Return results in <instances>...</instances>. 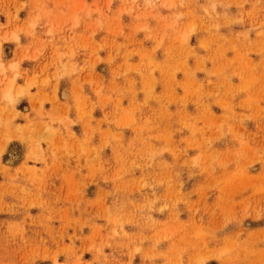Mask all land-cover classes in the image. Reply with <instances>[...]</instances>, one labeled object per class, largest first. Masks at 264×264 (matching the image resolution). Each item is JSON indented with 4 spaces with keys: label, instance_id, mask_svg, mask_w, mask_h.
Returning <instances> with one entry per match:
<instances>
[{
    "label": "rangeland",
    "instance_id": "1",
    "mask_svg": "<svg viewBox=\"0 0 264 264\" xmlns=\"http://www.w3.org/2000/svg\"><path fill=\"white\" fill-rule=\"evenodd\" d=\"M0 264H264V0H0Z\"/></svg>",
    "mask_w": 264,
    "mask_h": 264
}]
</instances>
